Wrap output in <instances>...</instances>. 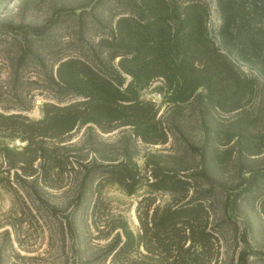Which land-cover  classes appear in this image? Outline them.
<instances>
[{
  "label": "trees",
  "instance_id": "1",
  "mask_svg": "<svg viewBox=\"0 0 264 264\" xmlns=\"http://www.w3.org/2000/svg\"><path fill=\"white\" fill-rule=\"evenodd\" d=\"M30 1L19 3L27 7ZM5 2L0 0V7ZM75 2L70 1L76 40L82 43L85 24L96 33L84 45L82 57L57 54L52 23L19 29L11 75L16 79L19 65L27 59L40 68L41 88L54 102L44 101L36 119L0 112V158L6 171L11 170L16 181L28 180L40 189L56 186L50 180L62 167L80 163L74 157L69 160L67 152L74 144L68 141L72 132L84 127L91 155L85 163L105 183L131 194L141 176L130 140L164 143L168 125L190 106L201 122L209 116L202 126L196 168L190 170L184 157L187 146L180 154L145 153L144 184L149 192L167 193L169 201L153 206L148 214L149 202L137 216L136 231L125 221L113 226L116 231L101 262L215 264L219 239L209 224L208 199L223 159L232 160L239 178L227 192L232 194L226 195L224 209L232 211L236 199L255 198L264 221V134L256 143L258 134L252 132L244 110L259 83L264 85V0ZM210 3L218 21L214 27ZM154 81L159 82L154 90L167 105L164 116L157 115L158 106L143 96ZM218 111L234 112L226 128L211 114ZM120 127L127 133L117 139L120 153L112 155L108 151L114 145L102 141L99 132ZM15 140L22 144H14ZM196 179L206 186L198 197L189 195ZM0 185L10 188L11 182L3 184L0 176Z\"/></svg>",
  "mask_w": 264,
  "mask_h": 264
},
{
  "label": "rangeland",
  "instance_id": "2",
  "mask_svg": "<svg viewBox=\"0 0 264 264\" xmlns=\"http://www.w3.org/2000/svg\"><path fill=\"white\" fill-rule=\"evenodd\" d=\"M85 0H31L27 7L19 0H6L0 7V112L20 113L30 119L40 117V106L44 101L54 102L48 91L41 88L37 78L40 68L24 60L17 69L16 79L11 75L20 42L19 30L29 24L45 27L52 23L57 41V54L82 57L86 43H91L96 33L88 29L82 35V43L76 40V21L71 5ZM207 2V0H205ZM73 3V4H72ZM210 24L218 21L213 5L208 4ZM49 62V61H48ZM247 73L245 67H238ZM260 82V80H259ZM253 98L244 105L245 113L251 118V130L259 136L264 134V85L260 82ZM154 81L143 92L145 98L155 102L159 116H164L167 105L161 102V95L154 88ZM67 100V99H66ZM195 109L187 107L182 116L168 125L167 139L160 144H145L132 138L130 150L141 179L135 190L128 194L115 183H105L97 171L85 163L90 160V146L86 140L85 128L71 133L69 141L74 147L67 152L73 161L61 169L59 176L50 182L54 187L31 186L28 180L16 181L13 172L6 171L0 158V176L3 184L11 182V187L0 185V264H110L109 259L101 262V254L111 241V228L125 221L128 227L138 229V214L147 208L169 201L165 192H149L143 176L144 154L148 151L162 154H180L186 147L184 157L190 170L196 168L202 126ZM215 122L226 128L234 112L211 113ZM127 133L125 127L108 133H100L102 141L111 143L110 154L117 155V139ZM85 139V140H84ZM14 144L21 145L18 140ZM219 146L222 147V141ZM264 154V145L263 150ZM87 154V155H85ZM70 156V155H69ZM85 158V159H84ZM230 158L223 159L220 175L215 183L209 202V224L219 239V250L215 264H264V221L257 210V199H236L232 211L224 209V199L239 182ZM57 178L59 180H57ZM140 178V177H139ZM206 186L199 179L193 184L189 195L198 197ZM213 256V249L209 251Z\"/></svg>",
  "mask_w": 264,
  "mask_h": 264
}]
</instances>
